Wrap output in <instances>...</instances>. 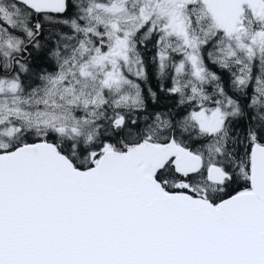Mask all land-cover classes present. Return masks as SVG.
Here are the masks:
<instances>
[{
    "label": "snow or ice",
    "instance_id": "6c2138e0",
    "mask_svg": "<svg viewBox=\"0 0 264 264\" xmlns=\"http://www.w3.org/2000/svg\"><path fill=\"white\" fill-rule=\"evenodd\" d=\"M0 264H264V0H0Z\"/></svg>",
    "mask_w": 264,
    "mask_h": 264
}]
</instances>
